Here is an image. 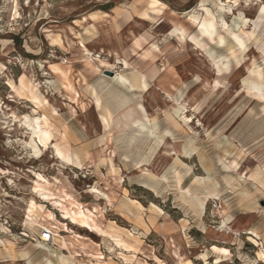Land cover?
<instances>
[{"label": "rangeland", "instance_id": "rangeland-1", "mask_svg": "<svg viewBox=\"0 0 264 264\" xmlns=\"http://www.w3.org/2000/svg\"><path fill=\"white\" fill-rule=\"evenodd\" d=\"M107 4L114 8L103 11ZM203 5L243 40L237 63L227 29L225 46L202 50L171 35L177 26L198 36L187 13L203 17ZM210 53L227 64L222 76ZM257 68L264 75V0H0V264L52 258L35 246L42 229L27 220L32 200L69 251L60 241L50 248L76 264H264V98L250 91ZM22 78L39 84L43 109L28 90H12ZM43 115L61 148L86 165L39 146L25 118ZM38 184L52 202L33 194ZM100 254L103 263L91 257Z\"/></svg>", "mask_w": 264, "mask_h": 264}, {"label": "bare ground", "instance_id": "bare-ground-1", "mask_svg": "<svg viewBox=\"0 0 264 264\" xmlns=\"http://www.w3.org/2000/svg\"><path fill=\"white\" fill-rule=\"evenodd\" d=\"M219 8L222 10H225L224 5L220 4ZM201 10L204 11V13H205V15H203V17H198V15L196 16V15L192 14V12L187 13L190 23L192 24V26H196V28L198 30V36L189 35L188 31L184 27L180 28L177 26H175L173 28V30L171 31V35L173 37L177 38L178 41H180L181 43H183L187 39V41H189L191 43L193 48L202 50V48L204 46H206V44L209 42L217 43V45L219 47L225 46L227 44V41L221 36L220 29H227L229 35L232 36L234 43L228 45L226 49H227L230 57L237 63L238 62V51L241 49H243V51H245V49H246L243 40L238 35H236L231 29H229V27L226 25V22L224 20L222 22V25H219V23L216 20V17L214 16V14H212L210 9L206 8L203 5ZM242 33H244L245 35H247L249 37L254 36L253 33H250V34L245 33L243 30H242ZM157 51H158V49H157ZM207 56L210 58V60L213 61V64H214L213 66L216 68V72L218 73L217 76H222L225 73L224 70L225 69L228 70L227 64L223 63L221 57L220 58L217 56L215 57L214 54H212V53L207 54ZM207 56H206V58H207ZM149 59H151V58H149ZM222 65L224 66L223 68H222ZM261 71L259 68L253 69L251 71L250 77H251V79H253V81H250V82H252L251 83L252 88L250 89V91H255L258 96H260L261 98H264V93H263L264 84L262 81L264 75L262 74ZM112 79H116L121 83H127L128 82V80L126 78H124L123 76H121L119 73H116ZM254 81H256V82H254ZM10 85H11L12 90L15 93H20V92H24V91L28 90V92H29V96L27 97L28 101L31 102L32 104H34L37 109H41V108L43 109L45 104H48L47 97H45V95L43 93H41V91L39 90V84L28 85L27 82H25L24 78H22L20 80L19 87H16L12 83ZM99 105L100 104H98V106ZM34 111H35V109H34ZM36 112H37V110H36ZM36 112H35V114H36ZM110 114L109 113L107 114L108 118H111ZM108 118L102 117L103 122L106 125L105 127H107V128L110 126ZM25 119H26L25 124L27 125L28 130L29 131L31 130L33 132V134L35 135V138L38 141L39 146L42 147L45 152L52 149V151H54V154H55L54 156L57 158V160L58 159L64 160L65 162H67L69 164V166L73 167V164H74L73 158L70 156V154L68 152L64 151L61 148V146L59 145V143L57 141H55V135L53 133V131H54L53 125L51 124L49 118L46 115H43V116L36 117V118L26 117ZM183 119L185 122H187L186 116H184ZM153 123H154V121H153ZM152 125H154V124H152ZM159 140H161V139H159ZM74 153H76V152H74ZM38 154L39 153H37V155ZM76 154H78V153H76ZM78 156H79V154H78ZM75 165H77V162ZM75 168L77 169V167H75ZM35 176L40 178L39 180L41 182H44L47 185L50 184L48 182V180L46 178H44L42 175H38L35 173ZM91 192L100 195V193L97 192L96 190H92ZM33 194H35L36 197L39 196V198H41L44 203H49V202H52L54 200V198H53L54 194H52V192L48 189V187L43 185V184H38L37 186H35L33 188ZM203 210H204V208H203ZM45 212H46L45 205H39V203L37 204L34 200H32L30 205H29L28 212H27V214H28L27 220L29 221V223L31 225L30 227H32V228L37 227V228L43 229L40 222H41V217ZM249 233L251 235L250 241H252L254 244L258 245L259 244L257 241L258 234L255 232H249ZM103 236L105 238H111L114 241V243H116V246L118 248H122L125 252H129V254H131L130 253L131 251L136 250V248L133 245H131L130 243H128L127 241H124L123 239L121 240L119 238H115L114 236H111L109 233L107 234V232H105V231L103 232ZM131 236H132V234H131ZM58 241H60L62 243V250H64V251L68 250L69 251L65 239L61 235L54 233L52 242H54V244H56V242H58ZM4 243H5L4 241H1V245L2 244L4 245ZM35 246L37 247L38 250H42L44 252H47L52 258H54V257L58 258V264H76L75 260L71 261L69 258L64 256L65 254L63 255L62 253L57 254L56 253L57 251L55 252V250H52L47 244H45L42 241H38ZM114 246H115V244H114ZM212 250H214V251H216L219 254H222L224 256H227L229 254V251L227 249L213 247ZM69 254H70V252H69ZM70 255L73 257V259H76L75 255H72V254H70ZM103 255L100 254V255H98V257L97 256H91V257L97 258L98 263H103L104 261H106V259ZM28 256H29V254H28ZM123 256H125V255H123ZM259 256H260V258H264V254L262 252L259 253ZM24 257H26V258H24ZM24 257H23L24 258L23 260L28 259L26 254ZM52 258H50V257L46 258L45 257V264H56V263H54ZM181 264H183V263H181ZM184 264H191V262L189 261V262H186ZM216 264H220V262L216 261Z\"/></svg>", "mask_w": 264, "mask_h": 264}, {"label": "built area", "instance_id": "built-area-1", "mask_svg": "<svg viewBox=\"0 0 264 264\" xmlns=\"http://www.w3.org/2000/svg\"><path fill=\"white\" fill-rule=\"evenodd\" d=\"M53 236H54V233H53L52 228L47 227L41 230V235L39 238H40V241L44 242L50 247L54 244V242H52Z\"/></svg>", "mask_w": 264, "mask_h": 264}, {"label": "crops", "instance_id": "crops-1", "mask_svg": "<svg viewBox=\"0 0 264 264\" xmlns=\"http://www.w3.org/2000/svg\"><path fill=\"white\" fill-rule=\"evenodd\" d=\"M165 13V12H164ZM106 14V13H105ZM93 15H90L88 18H89V22H93V20L91 19V17H92ZM161 16V15H160ZM135 18V17H134ZM134 18H133V20H134ZM130 22V21H129ZM143 91V90H142ZM76 137V136H75ZM87 159L86 158H84V156L83 155H81L80 157H73V162L76 164V162L77 163H79L80 165H82V163L83 164H85L86 165V163H87ZM74 164V165H75ZM91 169H93V167L91 166Z\"/></svg>", "mask_w": 264, "mask_h": 264}, {"label": "trees", "instance_id": "trees-1", "mask_svg": "<svg viewBox=\"0 0 264 264\" xmlns=\"http://www.w3.org/2000/svg\"><path fill=\"white\" fill-rule=\"evenodd\" d=\"M114 7L112 6V5H110V4H107V5H105L104 6V8L102 9L103 11H110V10H112Z\"/></svg>", "mask_w": 264, "mask_h": 264}, {"label": "water", "instance_id": "water-1", "mask_svg": "<svg viewBox=\"0 0 264 264\" xmlns=\"http://www.w3.org/2000/svg\"><path fill=\"white\" fill-rule=\"evenodd\" d=\"M112 75V74H111Z\"/></svg>", "mask_w": 264, "mask_h": 264}]
</instances>
